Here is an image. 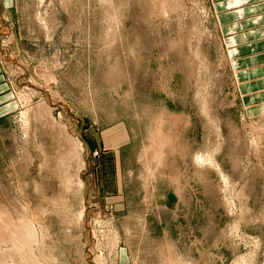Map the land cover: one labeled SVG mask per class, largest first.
Instances as JSON below:
<instances>
[{"label":"rangeland","instance_id":"374dc122","mask_svg":"<svg viewBox=\"0 0 264 264\" xmlns=\"http://www.w3.org/2000/svg\"><path fill=\"white\" fill-rule=\"evenodd\" d=\"M224 9L0 0V264H264V93Z\"/></svg>","mask_w":264,"mask_h":264},{"label":"crops","instance_id":"0c3cea01","mask_svg":"<svg viewBox=\"0 0 264 264\" xmlns=\"http://www.w3.org/2000/svg\"><path fill=\"white\" fill-rule=\"evenodd\" d=\"M226 43L244 96L264 93V0H223ZM7 85L0 77V90ZM9 94L0 92V103ZM4 106V105H3ZM2 106V107H3Z\"/></svg>","mask_w":264,"mask_h":264},{"label":"bare ground","instance_id":"6f19581e","mask_svg":"<svg viewBox=\"0 0 264 264\" xmlns=\"http://www.w3.org/2000/svg\"><path fill=\"white\" fill-rule=\"evenodd\" d=\"M26 114L24 113V116H25ZM29 231V230H28ZM23 233V232H22ZM26 233V232H25ZM30 233V232H29ZM28 234V233H27ZM26 235V234H25ZM30 235V234H29ZM27 236V235H26ZM24 237V236H23ZM30 238V237H29ZM16 242H18V238H17V240H16ZM23 247V246H22ZM24 248V247H23ZM100 262V261H99ZM101 264V263H100Z\"/></svg>","mask_w":264,"mask_h":264}]
</instances>
